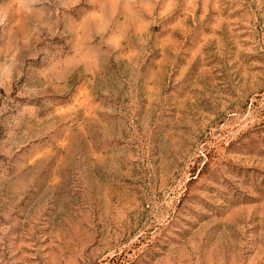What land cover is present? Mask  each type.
Returning <instances> with one entry per match:
<instances>
[{
  "label": "rangeland",
  "instance_id": "1",
  "mask_svg": "<svg viewBox=\"0 0 264 264\" xmlns=\"http://www.w3.org/2000/svg\"><path fill=\"white\" fill-rule=\"evenodd\" d=\"M0 264H264V0H0Z\"/></svg>",
  "mask_w": 264,
  "mask_h": 264
}]
</instances>
